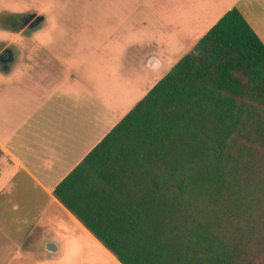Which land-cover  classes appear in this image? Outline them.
Instances as JSON below:
<instances>
[{
    "label": "trees",
    "instance_id": "16d2710c",
    "mask_svg": "<svg viewBox=\"0 0 264 264\" xmlns=\"http://www.w3.org/2000/svg\"><path fill=\"white\" fill-rule=\"evenodd\" d=\"M55 193L122 264H264V41L242 12Z\"/></svg>",
    "mask_w": 264,
    "mask_h": 264
},
{
    "label": "crops",
    "instance_id": "0c3cea01",
    "mask_svg": "<svg viewBox=\"0 0 264 264\" xmlns=\"http://www.w3.org/2000/svg\"><path fill=\"white\" fill-rule=\"evenodd\" d=\"M240 2L120 0L118 9L105 0L104 9H90L87 40L65 38V28L48 26L44 9L32 14L38 25L10 22L9 38H0V54L13 53L12 61L0 62V223L24 222V234H90L122 264L55 191L157 84L138 99L131 96L143 77L135 72L130 84L129 49L150 44L192 51L234 8L258 34ZM162 62L148 53L151 70ZM46 251L57 255L61 248L49 241Z\"/></svg>",
    "mask_w": 264,
    "mask_h": 264
},
{
    "label": "rangeland",
    "instance_id": "374dc122",
    "mask_svg": "<svg viewBox=\"0 0 264 264\" xmlns=\"http://www.w3.org/2000/svg\"><path fill=\"white\" fill-rule=\"evenodd\" d=\"M120 6V0H112L113 8L119 9ZM240 6L246 11L264 40V0H241ZM93 7L104 9L105 0H0V38H9L10 30L7 25H11L10 22L22 23L25 17L44 9L48 16V26L65 28V32H69L65 38L87 40L92 29L89 13ZM121 36L122 34L118 32L117 38ZM191 49L188 46L150 44L139 50L130 48V58L128 57L130 84L136 82L132 78L135 77V72L143 77L137 94L131 96L138 99L147 92L172 70L184 53ZM142 51L145 55L143 61L139 58ZM150 51L162 57V66L158 70H151L147 64V55ZM26 228L24 222L20 225L0 223V264H118L90 234H24ZM49 241L60 246L59 254L52 255L46 251V243Z\"/></svg>",
    "mask_w": 264,
    "mask_h": 264
},
{
    "label": "flooded vegetation",
    "instance_id": "af4514ba",
    "mask_svg": "<svg viewBox=\"0 0 264 264\" xmlns=\"http://www.w3.org/2000/svg\"><path fill=\"white\" fill-rule=\"evenodd\" d=\"M35 16L34 15H29L27 17H25L23 19V22L22 23H17L16 21L15 22H11V24H14L16 26H20V25H31V26H35V25H38V23L41 21L40 18H38L37 20L34 19ZM39 20V21H38ZM7 50H10L9 48H6L1 54H0V62H3L2 61V56L4 55V53L7 51Z\"/></svg>",
    "mask_w": 264,
    "mask_h": 264
},
{
    "label": "water",
    "instance_id": "95a60500",
    "mask_svg": "<svg viewBox=\"0 0 264 264\" xmlns=\"http://www.w3.org/2000/svg\"><path fill=\"white\" fill-rule=\"evenodd\" d=\"M39 21V20H38ZM40 23V22H39ZM38 23V24H39ZM12 61L13 60V53H12V51H10V50H7L5 53H4V55L2 56V61L3 62H8V61ZM48 250L49 251H51V252H54V251H56V246L54 245V244H49L48 245Z\"/></svg>",
    "mask_w": 264,
    "mask_h": 264
}]
</instances>
